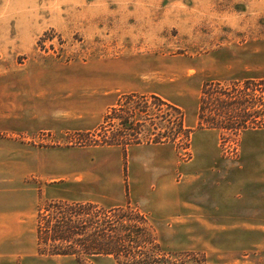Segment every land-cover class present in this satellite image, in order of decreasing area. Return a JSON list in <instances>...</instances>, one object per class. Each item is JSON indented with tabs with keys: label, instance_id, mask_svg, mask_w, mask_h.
Wrapping results in <instances>:
<instances>
[{
	"label": "rangeland",
	"instance_id": "obj_1",
	"mask_svg": "<svg viewBox=\"0 0 264 264\" xmlns=\"http://www.w3.org/2000/svg\"><path fill=\"white\" fill-rule=\"evenodd\" d=\"M261 79L264 0H0V216L16 218L13 227L3 223L4 231L20 232L15 244L21 254L31 253L45 264H78L73 256L37 251L40 214L47 204L67 199L59 194V182H46L39 175L48 168L43 163L50 170L61 163L70 166L91 160L113 166L121 156L125 172L130 164L132 177L136 160L148 154L132 149L118 158L77 150L81 147L76 135L81 132L47 131L46 126H70L78 120L75 112L85 111L97 125L91 130L95 131L124 95L135 96L128 105L147 102L154 111L156 96L180 108L185 125V120L197 119L204 83ZM260 108L257 103L254 110ZM118 123L110 121L105 128L110 133ZM159 123L146 121L139 137L152 138ZM196 126L189 129L202 130ZM208 130L219 136L223 158L235 159L243 151L241 140L247 130L238 135ZM255 137L248 143L264 154V136ZM182 147L176 149L181 164L190 152ZM54 148L63 149L50 150ZM176 179L183 181L179 174ZM150 199L153 202L154 195ZM127 200L131 202L129 195ZM149 220L159 250L168 254L165 264H264V251H258L264 250L262 238L258 246L244 236L240 247L247 251L240 254H206L189 250L186 235ZM239 229L264 234V224ZM0 238L3 250H11L10 240L1 233ZM146 249L154 250L151 245ZM96 257L82 256V260L116 264L111 257Z\"/></svg>",
	"mask_w": 264,
	"mask_h": 264
},
{
	"label": "crops",
	"instance_id": "obj_2",
	"mask_svg": "<svg viewBox=\"0 0 264 264\" xmlns=\"http://www.w3.org/2000/svg\"><path fill=\"white\" fill-rule=\"evenodd\" d=\"M75 114L78 120L70 126L66 123L63 127L46 126V130L85 133L97 126L87 112ZM185 125L194 128L197 119L188 123L185 120ZM213 131L202 129L192 133L191 158L182 164L178 162L174 144L127 147L128 154L132 149L148 153L136 160L132 177H129L130 164L125 172L121 156L113 166H108L106 161L91 160L87 164L70 166L61 163L58 169L50 170V166L43 163L48 168H44L39 175L46 182H59V194L69 202H91L105 208H116L124 206L129 195L131 205L145 212L159 226H165L180 236L186 235L189 250L206 254H240L247 251L240 247L244 236L258 246L259 239H264V234L257 230L250 233L239 229L251 224H264V154L253 150V144L248 143L249 139L256 138L255 135L264 136V130L245 131L241 140L243 151L235 159L222 157L219 136H215ZM57 149L63 148L50 150ZM75 149L108 153L118 158L123 152L118 146ZM181 168L184 171L179 173ZM178 174L183 181L176 179ZM145 180L147 183H144ZM42 191L45 195L48 193L46 186ZM150 195H154L153 202ZM6 217L3 220L4 214L0 216V233L10 240L11 250H3L4 244L0 240V264L47 263L43 258L37 260L31 253L21 254L20 247L15 244L20 232L11 233L3 229V223L7 221L6 227H13L16 218L10 220V215ZM17 223L20 221L17 220ZM227 240L230 242L227 243ZM99 257L102 256L96 258Z\"/></svg>",
	"mask_w": 264,
	"mask_h": 264
},
{
	"label": "trees",
	"instance_id": "obj_3",
	"mask_svg": "<svg viewBox=\"0 0 264 264\" xmlns=\"http://www.w3.org/2000/svg\"><path fill=\"white\" fill-rule=\"evenodd\" d=\"M154 97L156 111L147 102L142 106L128 105L135 96L124 95L127 102L122 103L121 98L117 106L106 112L95 131L76 135L79 147L118 146L125 153L133 145L171 143L177 150L183 145L182 149L188 151L194 129L185 127L180 108ZM257 103L261 108L254 110ZM262 107L264 79L229 84L206 82L201 88L195 129H215L233 135L244 130H264ZM141 117L143 120L136 119ZM152 119L160 121L158 133L152 138H140V128ZM114 120L119 122L118 128L109 133L105 124ZM190 158L188 152L185 161ZM46 207L37 228L40 255L73 256L78 264H85L82 256H107L116 264H165L162 261L168 254L159 250L149 217L129 200L122 207L109 209L90 202L67 201H54ZM147 245L154 250H147Z\"/></svg>",
	"mask_w": 264,
	"mask_h": 264
}]
</instances>
